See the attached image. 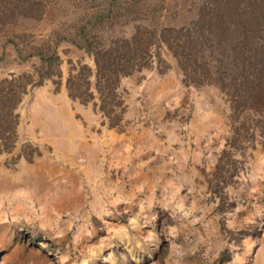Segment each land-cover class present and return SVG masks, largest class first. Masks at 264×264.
Listing matches in <instances>:
<instances>
[{"label": "rangeland", "instance_id": "rangeland-1", "mask_svg": "<svg viewBox=\"0 0 264 264\" xmlns=\"http://www.w3.org/2000/svg\"><path fill=\"white\" fill-rule=\"evenodd\" d=\"M2 107L0 264H264V0H0Z\"/></svg>", "mask_w": 264, "mask_h": 264}, {"label": "trees", "instance_id": "trees-1", "mask_svg": "<svg viewBox=\"0 0 264 264\" xmlns=\"http://www.w3.org/2000/svg\"><path fill=\"white\" fill-rule=\"evenodd\" d=\"M100 19V16L98 15L97 17H95V21L93 22V24L94 23H96L98 20ZM85 36V35H84ZM86 37V36H85ZM82 38V40H85V44H86V48H88L89 49V44L87 43V38ZM124 42H122V43H125L126 44V47L128 48V49H131L130 47H131V39H126V40H123ZM124 44V45H125ZM117 48V47H116ZM116 48H114L112 51H115V49ZM123 64V65H122ZM138 63H136L135 61H131L130 60V57H129V59H127V60H125V63H121V65H115L114 63H112L111 64V67L109 68L108 66L109 65H107L105 62H103V61H101V60H99V59H97L96 60V65H97V74L99 75V77L101 78H105L104 79V81H106V80H109V81H112V77H116V78H118V73H119V75H120V73H122L123 75H128V74H130L132 71H134V69L137 67V66H139V65H137ZM116 66H118V67H120L121 69H118V67L116 68ZM138 69V68H137ZM108 70V71H107ZM105 71H107L106 73H108V74H106V75H103V72H105ZM110 72V73H109ZM112 75V76H111ZM107 77H108V79H107ZM109 77H111V78H109ZM14 95H16V92L13 90L11 93H10V95L9 96H14ZM9 96H3L2 98V100L4 101L5 100V102H4V106H5V103H8V101L10 100V97ZM17 96V95H16ZM9 97V98H8ZM3 101H1L2 103H3ZM4 111V114L6 115V116H10L11 114H12V112H13V110L14 109H7L6 111H5V107H2V108H0V111Z\"/></svg>", "mask_w": 264, "mask_h": 264}]
</instances>
